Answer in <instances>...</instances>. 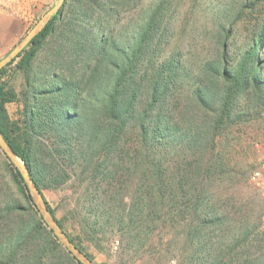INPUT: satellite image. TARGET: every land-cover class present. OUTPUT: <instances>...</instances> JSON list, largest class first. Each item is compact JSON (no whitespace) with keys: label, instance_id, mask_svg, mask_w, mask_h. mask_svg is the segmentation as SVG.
Listing matches in <instances>:
<instances>
[{"label":"trees","instance_id":"1","mask_svg":"<svg viewBox=\"0 0 264 264\" xmlns=\"http://www.w3.org/2000/svg\"><path fill=\"white\" fill-rule=\"evenodd\" d=\"M70 1L79 4H69ZM86 2L88 4H83L82 0H62L55 14L11 60L19 57L17 67L29 81L31 100H36L33 105L28 103L29 96L25 98L20 119L11 120L8 115L6 104L17 99V94L1 80L5 66L0 69V133L24 161L59 226L93 260L80 242L66 231L65 223L57 218L42 192L43 187L58 184L65 171L64 159L82 157L88 162L90 147L98 145L105 149L107 160L116 163L122 160L116 154L134 148L137 158L133 163L142 186L141 200L148 209L144 220L149 222L152 218L153 221L152 202L175 195L185 197L191 190L189 178L193 173L205 181L219 169L220 173L225 171L223 158L220 156L218 161L219 155L213 149L204 162L200 150L210 144L215 147L217 135L213 130L231 118L239 97L252 89L261 95L259 98H264V78L260 74L257 53L259 40L253 42L230 69L225 64L223 40L220 55L199 71L201 77L203 72H210L221 87L220 91L206 90L201 79L185 94L183 103L177 102L175 90L183 80V70L179 58L170 57L163 64L158 62L159 9H154L123 44L118 40L120 36L113 35L122 9L128 4H121L122 0ZM64 9L77 21L70 16L65 19ZM94 14L91 25L89 20ZM41 50H45L48 57L43 68L45 77L53 82L44 80L35 84L29 77L36 70ZM60 69L78 74L63 78L57 73ZM82 93L87 97L81 101ZM212 102L218 104L213 119L202 123L196 116L185 118L194 110L190 103L205 110ZM180 104L184 120L171 116ZM46 131L49 137L44 136ZM172 141L175 142L172 145L181 146L185 151L180 159L182 166H177L174 158L161 157L164 153H172L173 147L168 144ZM162 144L170 146L169 150H161ZM195 155H199L196 161L200 162L189 164L187 157ZM4 156L17 185V197L0 207V264H80L47 227L17 168ZM133 157L130 156V162ZM207 186L193 187L197 191H194L195 201L191 206L196 216L216 212V203L206 194ZM115 217L118 223L125 216L116 213ZM212 217L215 219L203 222L210 223L217 218L216 215ZM220 222H224V218H220Z\"/></svg>","mask_w":264,"mask_h":264},{"label":"rangeland","instance_id":"2","mask_svg":"<svg viewBox=\"0 0 264 264\" xmlns=\"http://www.w3.org/2000/svg\"><path fill=\"white\" fill-rule=\"evenodd\" d=\"M4 1L0 0V59L57 0H51L50 4L26 5L25 9ZM82 3L88 4L86 0ZM69 4L79 3L70 1ZM121 4L128 5L122 9L113 36H120L118 40L123 44L130 40L135 28L141 26L154 9H159L158 62L163 64L170 57L179 58L183 70V80L175 90L177 102L183 103L185 94L201 79L206 90L220 91L221 87L210 72H203L201 77L199 71L220 55L223 40L228 69L240 60L253 42L259 40L257 53L260 74L264 78V0H122ZM62 14L65 19L70 16L77 21L66 9ZM95 15L89 24L92 25ZM47 58L45 50L39 51L36 70L29 77L32 83L53 82L45 77L43 70ZM18 59L5 65L1 74V80L17 94V99L6 104L11 120L22 117L27 96L29 104H36L28 92V79L17 67ZM57 73L63 78L78 74L61 69ZM205 74L209 76L205 77ZM259 95L250 89L239 97L231 118L213 130L217 135L215 147L210 144L200 150L204 162L205 156L213 149L219 155L218 161L220 156L223 158L225 171L220 173L219 169L205 181L193 173L189 178L191 190L185 197L175 195L161 202H152L153 221L152 218L149 222L144 220L148 209L144 208L145 203L141 200L142 186L133 163L137 158L134 148L116 154L122 159L116 163L107 160L105 149L98 145L90 147L88 162L82 157L65 158L62 178L57 185L42 188L44 197L57 218L65 223L66 231L98 264H209L216 261L223 264H264V220L261 217L264 188L251 177L252 171L259 167L262 157L260 144H264V98H259ZM85 97L82 93L80 100ZM217 105L209 103L204 110L190 103L194 110L185 118L196 116L198 120L202 119V123L213 119ZM180 106L171 113L176 120H184ZM47 132L45 137H49ZM174 143H168L173 147L172 153H164L161 157L174 158L177 166H182L180 159L185 151L181 146L172 145ZM169 147L160 145L161 150H169ZM198 157L188 156L186 160L189 164H197L200 162L196 161ZM201 184L209 185L206 194L216 203L214 215L201 213L196 216L192 209L194 191H197L193 187ZM16 186L0 148V207L17 197ZM20 204L26 206L23 201ZM116 213L125 216L118 223ZM32 215L35 216L33 212ZM215 215V221L203 222L215 219L212 217ZM220 218H224V222H220Z\"/></svg>","mask_w":264,"mask_h":264},{"label":"water","instance_id":"3","mask_svg":"<svg viewBox=\"0 0 264 264\" xmlns=\"http://www.w3.org/2000/svg\"><path fill=\"white\" fill-rule=\"evenodd\" d=\"M62 0H57L55 5L50 8L46 15L36 23L26 35L14 46V48L7 53L2 59H0V69L7 63L16 57L19 52L29 43V41L35 36V34L41 29L45 22L50 18L51 14H54L58 7L61 5ZM0 148L6 157L11 161V163L17 168L20 176L22 177L24 183L26 184L29 193L32 197L36 208L44 220L47 227L52 231V233L57 238L58 242L67 250L69 253L80 263V264H96L91 260L80 248H78L66 235V233L59 226L55 218L52 216L48 210L44 199L39 192L36 184L34 183L27 166L24 161L21 160L9 147L2 134L0 133Z\"/></svg>","mask_w":264,"mask_h":264},{"label":"built area","instance_id":"4","mask_svg":"<svg viewBox=\"0 0 264 264\" xmlns=\"http://www.w3.org/2000/svg\"><path fill=\"white\" fill-rule=\"evenodd\" d=\"M260 150H261V160H260V163H259V167H257L256 169H254L251 173V177L252 179L256 180V183L259 185H261L262 188L264 184V144H260ZM262 219L264 220V210H263V213H262Z\"/></svg>","mask_w":264,"mask_h":264},{"label":"crops","instance_id":"5","mask_svg":"<svg viewBox=\"0 0 264 264\" xmlns=\"http://www.w3.org/2000/svg\"><path fill=\"white\" fill-rule=\"evenodd\" d=\"M4 2L5 4H14L16 8L22 9L26 5H30V4H38V5L50 4L51 0H6Z\"/></svg>","mask_w":264,"mask_h":264}]
</instances>
